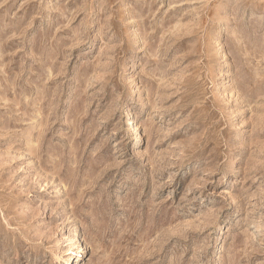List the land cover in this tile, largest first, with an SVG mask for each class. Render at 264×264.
<instances>
[{
    "label": "rangeland",
    "instance_id": "rangeland-1",
    "mask_svg": "<svg viewBox=\"0 0 264 264\" xmlns=\"http://www.w3.org/2000/svg\"><path fill=\"white\" fill-rule=\"evenodd\" d=\"M0 264H264V0H0Z\"/></svg>",
    "mask_w": 264,
    "mask_h": 264
},
{
    "label": "bare ground",
    "instance_id": "bare-ground-1",
    "mask_svg": "<svg viewBox=\"0 0 264 264\" xmlns=\"http://www.w3.org/2000/svg\"><path fill=\"white\" fill-rule=\"evenodd\" d=\"M139 138V137H138ZM138 140H140V138L138 139ZM77 248H76V256L74 257L75 259L76 258H80L81 256H82V252H83V247L82 246H80V244H78L77 246H76ZM60 260V259H59ZM67 262V261H66Z\"/></svg>",
    "mask_w": 264,
    "mask_h": 264
}]
</instances>
